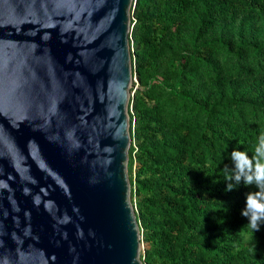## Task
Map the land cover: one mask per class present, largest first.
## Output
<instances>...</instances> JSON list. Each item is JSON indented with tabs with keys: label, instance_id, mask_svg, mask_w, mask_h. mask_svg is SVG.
<instances>
[{
	"label": "water",
	"instance_id": "obj_1",
	"mask_svg": "<svg viewBox=\"0 0 264 264\" xmlns=\"http://www.w3.org/2000/svg\"><path fill=\"white\" fill-rule=\"evenodd\" d=\"M132 4L0 0V264H143Z\"/></svg>",
	"mask_w": 264,
	"mask_h": 264
},
{
	"label": "trees",
	"instance_id": "obj_2",
	"mask_svg": "<svg viewBox=\"0 0 264 264\" xmlns=\"http://www.w3.org/2000/svg\"><path fill=\"white\" fill-rule=\"evenodd\" d=\"M130 197L143 264H264V224L231 191L264 135V0H133Z\"/></svg>",
	"mask_w": 264,
	"mask_h": 264
},
{
	"label": "clouds",
	"instance_id": "obj_3",
	"mask_svg": "<svg viewBox=\"0 0 264 264\" xmlns=\"http://www.w3.org/2000/svg\"><path fill=\"white\" fill-rule=\"evenodd\" d=\"M232 167L225 168V177L229 182L226 190L231 191L241 181L246 185L255 184L258 191L249 192L241 214L248 218V228L254 235L264 224V135L259 138L255 153L249 156L247 151L234 149L231 153Z\"/></svg>",
	"mask_w": 264,
	"mask_h": 264
},
{
	"label": "rangeland",
	"instance_id": "obj_4",
	"mask_svg": "<svg viewBox=\"0 0 264 264\" xmlns=\"http://www.w3.org/2000/svg\"><path fill=\"white\" fill-rule=\"evenodd\" d=\"M132 85H134V87L132 86V87L130 88V94H132L133 91H134V89H135V88L137 89V87H138L137 83L134 81V78H133V80H132ZM147 248H148V245L142 242V245H141V253L143 254L144 251H145Z\"/></svg>",
	"mask_w": 264,
	"mask_h": 264
},
{
	"label": "built area",
	"instance_id": "obj_5",
	"mask_svg": "<svg viewBox=\"0 0 264 264\" xmlns=\"http://www.w3.org/2000/svg\"><path fill=\"white\" fill-rule=\"evenodd\" d=\"M130 32H131V29H130ZM133 78H134V81L137 83L136 77L134 76ZM133 87H134V85H133ZM135 90H136V88L134 89V91ZM134 91H133L132 94H130L129 110H131V108H132V98H133V95H134Z\"/></svg>",
	"mask_w": 264,
	"mask_h": 264
}]
</instances>
